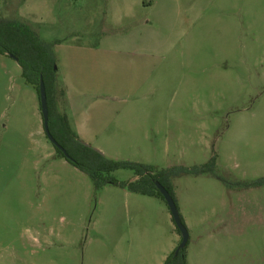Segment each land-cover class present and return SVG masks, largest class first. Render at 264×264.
Returning a JSON list of instances; mask_svg holds the SVG:
<instances>
[{
	"label": "rangeland",
	"instance_id": "374dc122",
	"mask_svg": "<svg viewBox=\"0 0 264 264\" xmlns=\"http://www.w3.org/2000/svg\"><path fill=\"white\" fill-rule=\"evenodd\" d=\"M55 2L57 20L32 26L44 41L65 40L54 47L57 77L82 91L74 100L91 131L80 140L157 170L214 157L227 184L208 174L172 180L187 264H264V0H199L183 38L164 39L149 60L90 55L132 25L100 27L102 0ZM20 74L0 56V264H163L180 239L166 204L112 185L95 191L54 158L36 90ZM112 177L136 179L128 170Z\"/></svg>",
	"mask_w": 264,
	"mask_h": 264
},
{
	"label": "trees",
	"instance_id": "16d2710c",
	"mask_svg": "<svg viewBox=\"0 0 264 264\" xmlns=\"http://www.w3.org/2000/svg\"><path fill=\"white\" fill-rule=\"evenodd\" d=\"M102 1L103 10L100 27L105 28L107 26L104 19L106 0ZM107 31L111 32L110 29H107ZM63 41L65 40L44 41L30 23L21 19L0 18V56H7L16 61L21 71L22 80L36 90L39 111V83L40 79L43 81L48 110V130L55 142L67 155L65 157L59 149L49 142L54 149V158L65 160L85 174L92 182L95 191L103 186L112 185L134 194L158 199L163 203L165 202L156 188L155 182L166 189L175 204L172 180L180 175L198 176L208 174L226 183L225 180L215 175L214 157L201 166L157 170L152 166L140 163L107 159L101 153L83 143L72 128L65 112V91L62 82L57 77L54 47ZM94 47H97V44ZM117 170L131 171L136 179L132 182H119L112 177V173ZM175 231L180 238V243L181 236L176 227ZM186 247L187 244L177 253L175 248L166 256L163 264H187Z\"/></svg>",
	"mask_w": 264,
	"mask_h": 264
},
{
	"label": "crops",
	"instance_id": "0c3cea01",
	"mask_svg": "<svg viewBox=\"0 0 264 264\" xmlns=\"http://www.w3.org/2000/svg\"><path fill=\"white\" fill-rule=\"evenodd\" d=\"M198 3L199 0H106L104 16L106 24L114 28L131 24L132 28L125 34L103 38L102 42L106 39L113 40L108 48L96 47L87 51L90 55H97L99 52L108 54L122 50L126 55L146 60L152 59L153 55H162L156 50L159 44L164 43V39L165 43H178L183 38V28L189 27L195 21L193 17L194 13L199 11ZM55 5V0H0V9L15 14L16 17L11 19H23L31 25L32 23L39 25L38 22L46 25L54 23L57 20L53 8ZM165 27L174 29L173 33H166L163 30ZM122 41L135 45L130 49L116 45H121ZM150 67L146 66L144 70L148 73L132 84L136 86L135 89L145 84L150 75ZM62 85L65 91V112L72 128L83 140L81 135H89L88 130L91 131V128L88 127L86 119L78 115L80 108L74 100V96H80L79 93L82 94V91L73 87L69 77L63 79ZM84 116L90 117L87 113Z\"/></svg>",
	"mask_w": 264,
	"mask_h": 264
},
{
	"label": "water",
	"instance_id": "95a60500",
	"mask_svg": "<svg viewBox=\"0 0 264 264\" xmlns=\"http://www.w3.org/2000/svg\"><path fill=\"white\" fill-rule=\"evenodd\" d=\"M38 95H39L40 113H41V117H42V125H43L44 134H45L47 140L55 148L59 149L64 154L65 157H67L65 151L55 142V140L52 138V136L50 135L49 130H48V110H47L45 89H44L42 79H40ZM155 186L158 189L160 195L162 196L164 202L166 203V206L170 212L172 221H173L175 227L177 228V230L179 231L180 236H181V241H180V243H179V245L175 251L177 253L179 250L183 249L186 246L187 241H188V232H187L186 227L184 226V224L182 223V221L180 219V215H179L177 206H176L174 200L172 199V197L170 196V194L158 182H155Z\"/></svg>",
	"mask_w": 264,
	"mask_h": 264
}]
</instances>
